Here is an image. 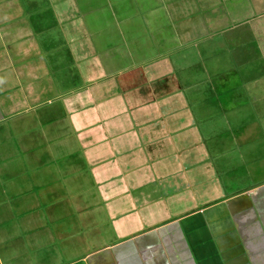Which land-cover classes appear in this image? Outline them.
Here are the masks:
<instances>
[{
	"label": "crops",
	"instance_id": "0c3cea01",
	"mask_svg": "<svg viewBox=\"0 0 264 264\" xmlns=\"http://www.w3.org/2000/svg\"><path fill=\"white\" fill-rule=\"evenodd\" d=\"M224 1L0 0V264H264L260 171L218 163L257 154L189 96Z\"/></svg>",
	"mask_w": 264,
	"mask_h": 264
},
{
	"label": "rangeland",
	"instance_id": "374dc122",
	"mask_svg": "<svg viewBox=\"0 0 264 264\" xmlns=\"http://www.w3.org/2000/svg\"><path fill=\"white\" fill-rule=\"evenodd\" d=\"M256 1L259 0H225L223 5L231 23L207 32L199 55L190 46L187 59L192 66L191 83L199 84V89L189 94L194 108L200 110L206 102L208 112L217 117L212 131L218 133L211 143L222 142L225 148L224 142L234 139L235 145L242 144L237 145L240 152L249 147L257 154L254 163L243 162L238 155L218 161L226 170L233 167L237 189L257 183L253 176L259 171V179L264 180V171L259 170H264V160L260 165L256 161L264 158V0L261 6ZM196 101L200 102L199 108ZM247 135L251 139L246 140Z\"/></svg>",
	"mask_w": 264,
	"mask_h": 264
}]
</instances>
